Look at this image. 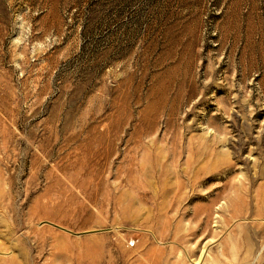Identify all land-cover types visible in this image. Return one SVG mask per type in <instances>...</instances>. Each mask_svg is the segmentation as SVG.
I'll return each mask as SVG.
<instances>
[{
	"label": "rangeland",
	"instance_id": "1",
	"mask_svg": "<svg viewBox=\"0 0 264 264\" xmlns=\"http://www.w3.org/2000/svg\"><path fill=\"white\" fill-rule=\"evenodd\" d=\"M0 264H264V0H0Z\"/></svg>",
	"mask_w": 264,
	"mask_h": 264
}]
</instances>
